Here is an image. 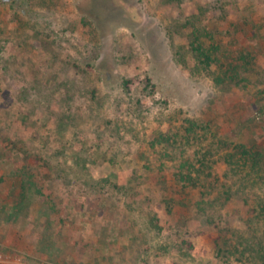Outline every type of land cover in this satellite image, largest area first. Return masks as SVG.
Listing matches in <instances>:
<instances>
[{
	"label": "rangeland",
	"instance_id": "374dc122",
	"mask_svg": "<svg viewBox=\"0 0 264 264\" xmlns=\"http://www.w3.org/2000/svg\"><path fill=\"white\" fill-rule=\"evenodd\" d=\"M128 1L0 0V264H264V0Z\"/></svg>",
	"mask_w": 264,
	"mask_h": 264
},
{
	"label": "trees",
	"instance_id": "16d2710c",
	"mask_svg": "<svg viewBox=\"0 0 264 264\" xmlns=\"http://www.w3.org/2000/svg\"><path fill=\"white\" fill-rule=\"evenodd\" d=\"M194 50H196V52H198L200 54V56H204L205 59H200L201 62L206 65V66H210L213 62V59H211L210 56H208L205 52L204 49H202L201 47L197 46L194 47ZM248 64V63H246ZM194 123H191V127L188 129V131H193V127H194ZM16 140L14 138H6L4 143L6 144V146L8 147H14L16 144L15 142ZM226 146H231L228 145V143L226 144ZM228 149V147H226ZM234 155H232L230 153L229 157H231V160H233V158L238 157L240 159H245L247 160L248 156L252 155V153H250L249 150H247L245 148V146H236L234 147ZM22 152L24 154L23 159L25 161V163H34L37 166L40 165L41 162V158L38 157H33L30 153H28V151H26L25 149H22ZM206 159L203 157L202 159H199V164H201L200 166H198L197 164H193V163H184L182 165V167L185 169L184 171H181L178 174V180L182 183V186L184 188H200L201 185L203 184L204 180H205V167H206ZM47 166H40V170H47Z\"/></svg>",
	"mask_w": 264,
	"mask_h": 264
},
{
	"label": "flooded vegetation",
	"instance_id": "af4514ba",
	"mask_svg": "<svg viewBox=\"0 0 264 264\" xmlns=\"http://www.w3.org/2000/svg\"><path fill=\"white\" fill-rule=\"evenodd\" d=\"M6 2H12L16 5H21L22 0H4ZM104 3H103V2ZM87 5L92 6L94 10L102 15L105 18V21H108L112 16L113 12H118L119 10L128 11L129 1L128 0H83ZM107 32V29L104 30V33Z\"/></svg>",
	"mask_w": 264,
	"mask_h": 264
}]
</instances>
